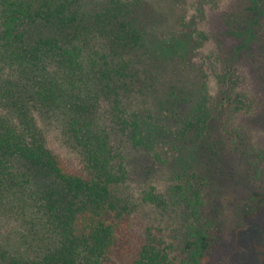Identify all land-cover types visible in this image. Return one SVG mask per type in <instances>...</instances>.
<instances>
[{
	"label": "trees",
	"instance_id": "obj_1",
	"mask_svg": "<svg viewBox=\"0 0 264 264\" xmlns=\"http://www.w3.org/2000/svg\"><path fill=\"white\" fill-rule=\"evenodd\" d=\"M211 1L0 0V264H200L229 194L260 217L211 83L232 116L264 107L240 88L264 77V0L206 53L189 16Z\"/></svg>",
	"mask_w": 264,
	"mask_h": 264
},
{
	"label": "rangeland",
	"instance_id": "obj_2",
	"mask_svg": "<svg viewBox=\"0 0 264 264\" xmlns=\"http://www.w3.org/2000/svg\"><path fill=\"white\" fill-rule=\"evenodd\" d=\"M238 5L239 0L211 1L209 6L212 7L207 10L205 20H202V14L194 9L193 15L189 17L191 20L195 19L197 28L206 31L210 37L201 51L208 53L207 46L216 51L215 33H218L220 27L224 28L225 17ZM252 74V71L247 69L245 84L240 87L247 93L245 102L250 103L253 97L261 96L264 104V77L256 79ZM211 86L214 87L212 115L222 113L219 117V131L216 133L221 139L220 142L227 150L229 159L235 162L239 170H248L251 186L264 191V107L256 106L258 113L250 114L253 111L251 109L250 113L232 116V102L218 93L215 85L211 83ZM232 195L229 194L226 199L227 225L218 231L219 237L200 264H264V209L259 213L260 217L243 219L239 216L244 212L242 196L237 195L231 199Z\"/></svg>",
	"mask_w": 264,
	"mask_h": 264
}]
</instances>
